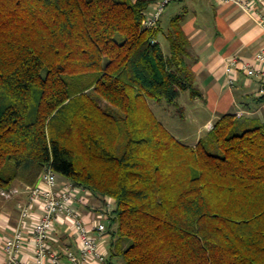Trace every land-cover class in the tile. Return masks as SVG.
I'll return each instance as SVG.
<instances>
[{
  "label": "trees",
  "instance_id": "1",
  "mask_svg": "<svg viewBox=\"0 0 264 264\" xmlns=\"http://www.w3.org/2000/svg\"><path fill=\"white\" fill-rule=\"evenodd\" d=\"M153 2L0 0V189L50 169L110 199V264H264V123L163 126L149 102L202 95L186 12L149 28Z\"/></svg>",
  "mask_w": 264,
  "mask_h": 264
},
{
  "label": "crops",
  "instance_id": "2",
  "mask_svg": "<svg viewBox=\"0 0 264 264\" xmlns=\"http://www.w3.org/2000/svg\"><path fill=\"white\" fill-rule=\"evenodd\" d=\"M180 1L185 2L186 14L182 28L191 43L195 59L192 70L196 77V87L202 95L193 99L195 107L190 111L194 122L198 120L196 116L201 117L196 124V131L208 132L214 121L227 113L264 123V76L249 77L240 72L234 76L232 84H228L225 73L227 62L233 58L258 64L255 56L264 49V28L259 22V16L244 12L233 1ZM156 2L154 0L148 12H153ZM252 6L256 14L264 17V3H253ZM199 139L196 135L192 146ZM11 189L15 190L11 196L5 193L9 190L0 189V264L5 262L2 242L18 225L19 207L27 202L23 185L16 184ZM79 208L88 222L91 207ZM30 237L27 234V239ZM50 246L77 253V241L63 225H56ZM21 258L27 263L31 262L30 246L24 249Z\"/></svg>",
  "mask_w": 264,
  "mask_h": 264
},
{
  "label": "built area",
  "instance_id": "3",
  "mask_svg": "<svg viewBox=\"0 0 264 264\" xmlns=\"http://www.w3.org/2000/svg\"><path fill=\"white\" fill-rule=\"evenodd\" d=\"M233 1L244 12L260 18L264 28V17L253 11V3H264V0H223ZM172 0H157L153 12H148L144 24L155 27L165 7ZM252 8V10H251ZM255 62L230 59L225 67L228 84H232L237 73L246 76H264V49L255 56ZM258 66H260L258 68ZM15 190L5 193L11 196ZM27 202L19 207L18 225L12 229V234L2 242L4 264H110L107 261L109 235L105 213L95 212V207L89 204L91 193L83 188L74 186L67 180H59L50 169H46L38 183L24 186ZM111 200L106 205L109 210ZM80 206L91 207L88 222L80 211ZM56 225H63L66 231L73 234L77 241V253L70 249L57 250L50 246L53 241ZM30 234V239H27ZM30 246L31 262H25L21 256L24 249Z\"/></svg>",
  "mask_w": 264,
  "mask_h": 264
},
{
  "label": "rangeland",
  "instance_id": "4",
  "mask_svg": "<svg viewBox=\"0 0 264 264\" xmlns=\"http://www.w3.org/2000/svg\"><path fill=\"white\" fill-rule=\"evenodd\" d=\"M186 12L185 9V2L180 0H174L170 4H168L162 14L161 21L163 24V27H167L168 22L170 19L177 15V14H183ZM186 14V13H185ZM159 40L161 41V46L163 52L167 51V43L163 36H160ZM100 104L102 106H106V103L104 101H101ZM150 108L152 112L155 114L157 119L163 124V126L180 142H182L185 145H192L194 142V139L196 135L201 138L204 137V130L196 131L197 130V122L201 119V117H197V121H193L190 115V111L192 107H195V103L193 99L190 98L189 92H183L181 93L178 104L179 107L183 108V114L181 110L175 106L168 105L166 103H155V102H149ZM190 109V110H189ZM199 115V114H198ZM59 180H63L62 178L58 177ZM89 204L92 206V209L96 205L100 206V210L98 212L102 213H110L111 209H107L104 205H101L97 202L95 204L94 200L92 198L89 200ZM111 208V207H110ZM90 209V206H89ZM108 235L110 239V230L108 229ZM109 243V241H108ZM110 245V244H109Z\"/></svg>",
  "mask_w": 264,
  "mask_h": 264
}]
</instances>
